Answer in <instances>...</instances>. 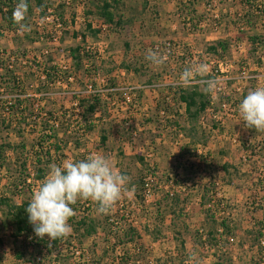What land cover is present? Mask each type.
<instances>
[{
	"label": "rangeland",
	"instance_id": "374dc122",
	"mask_svg": "<svg viewBox=\"0 0 264 264\" xmlns=\"http://www.w3.org/2000/svg\"><path fill=\"white\" fill-rule=\"evenodd\" d=\"M108 1L113 23L98 14L101 0H41V7L29 0L32 31L0 36V56L23 81L21 91L0 88V196L20 203L39 188L41 181H23L17 160L22 154L33 173L42 128L32 123L30 131L25 119L39 122L51 113L56 137L43 144L52 156L46 174L52 164L101 154L127 177L121 198L107 214L79 200L72 206L76 220H94L96 232L83 238L71 229L73 242L52 244L37 263L26 258L39 249L12 236L0 213V264H264V131L246 127L238 111L249 91L264 87V0ZM51 13L62 16V33L42 20ZM252 35L260 37L255 45ZM217 40L228 42L226 51L209 49ZM166 41L176 50L162 64L146 59ZM75 47L89 54L76 61L69 52ZM50 66L60 77L46 76ZM129 73L140 80L133 83ZM192 90L210 100L196 120L179 98ZM94 95L98 107L87 113ZM53 142H61L60 151ZM129 225L139 235L127 243Z\"/></svg>",
	"mask_w": 264,
	"mask_h": 264
},
{
	"label": "trees",
	"instance_id": "16d2710c",
	"mask_svg": "<svg viewBox=\"0 0 264 264\" xmlns=\"http://www.w3.org/2000/svg\"><path fill=\"white\" fill-rule=\"evenodd\" d=\"M29 0H27L28 3ZM36 2V6L41 7V0H34ZM114 1V0H113ZM19 0H0V36L8 31H11V33H16V35H19L20 32H24V33H29L31 32V28H30V22L28 17H27V13H28V9H27V13L25 15V19L22 21V23L26 26L24 29H22L20 27V25H18L14 19H13V12L18 4ZM29 8V7H28ZM30 10V9H29ZM99 15H101L104 18L105 23H113V19H114V12L112 11V5L108 0H101V4L99 7ZM62 18V16H60ZM28 21L30 23H28ZM119 18L118 20L115 22V24H119ZM87 27L90 28V24L87 23ZM249 41L255 45L257 44V42L259 41L260 37L259 35H252L249 38ZM262 42V41H260ZM263 43V42H262ZM228 48V42L225 40H217L215 42V44L213 46H211L209 49L216 53L217 51H226ZM70 52V56L74 59V60H81V56L85 55V54H89V52L87 50L84 51V49H82L81 47H75V48H70L69 50ZM44 55V51L42 52ZM45 53H48V50H45ZM23 55L25 56V54L23 53ZM12 58V57H9ZM49 60L52 61V57L49 55ZM15 64L10 62V59H6L4 58L3 55L0 56V88L2 87V85L4 84L5 88L8 91H11L12 89L18 88V90H22L21 86L23 85V81L20 78L19 75H17V71L14 67ZM46 71V72H45ZM44 73L46 74L47 77H50L51 75H54L56 77H60V70L58 68H56V66H50V68H48L47 70H45ZM54 73V74H53ZM69 80L71 79L70 74H68V76H66ZM65 79L68 80V79ZM12 80V81H11ZM61 81V80H58ZM41 84H44V81H41ZM14 97V96H13ZM180 100L182 102L185 103V112L187 114V116L189 117L190 120L192 119H197L198 116L210 105V100L208 97H206L203 93L201 92H197L196 90H192L191 92H184V94L180 95ZM16 98H14L15 100ZM1 101V98H0ZM21 100H19L17 103H21ZM6 103V102H5ZM87 104V113H92L95 111V109H97L98 104H99V100H98V96L94 95L90 100L86 101ZM10 109H16L17 107H15L13 104L10 103ZM85 107V106H84ZM17 109H22V107L17 108ZM26 108H23V110ZM34 109V108H33ZM86 111V110H85ZM29 113L32 114V110L29 109ZM29 114V115H30ZM51 113H49L48 117H45L43 119V121H39V122H30V120L23 118V121L25 119L26 122V126H30L32 128V123L35 124L33 126H39L42 129L41 132L38 133V142H37V147L36 149L37 152L31 153L32 158H34V163H33V173L31 174V172L27 171L28 168L27 167V162L26 159L24 157H22V154L20 156V158L17 160L18 161V167L20 168L19 171V175L23 176V181H27V179L32 178V180L34 181H42L44 180V178L46 177V166L47 163L51 161L52 156L49 153V147L45 148V146L43 145L46 140L48 138L50 139H54L56 137V132L54 131L56 128L55 127V121L53 122V124H51ZM38 117H40V114H37ZM31 117V116H30ZM52 119V118H51ZM55 120V118H54ZM1 121V120H0ZM2 123L4 121H1ZM17 123H21V122H17ZM16 124V122H15ZM17 125V124H16ZM15 125V127H16ZM19 125V124H18ZM21 127H18V131L21 130L23 131V129H20ZM92 125L89 124L87 125V127L85 128L87 129H91ZM30 131H33V128L30 129ZM21 133V132H20ZM105 137L102 136V140H104ZM24 139L22 138V140L20 141V144H18V146H20L21 148L24 147ZM61 142L55 143L53 142L52 145L54 147V149L56 151H60L61 150ZM14 146H10V144H8L7 148H13ZM4 143H0V167H2L3 163H4ZM32 151V150H31ZM45 159V160H44ZM145 182H141V187L142 190H145ZM16 187V186H15ZM173 195H171L172 197ZM172 199V198H171ZM30 200H24L20 203H15L13 202L11 197L8 196H0V213L2 215V225L4 228L9 229V228H13V232H12V236H14L15 238H22V243L24 245H26L27 247L31 246L34 248H38L39 251H37L38 254H33L31 256V258H26V262L29 263H34V262H40L43 259H45V257L48 256L49 253H51V246L52 244H54L55 246H59L63 241L67 240L68 244L73 242V238H74V234L76 233L77 235H80L81 237H87L92 235L93 233L96 232V228H97V222L95 223L94 220L89 219L87 216H82L80 219L76 220V217L73 216L69 219V224L71 225V229L72 232L69 234L66 238H62V239H57L54 241H51L49 243V245L47 244V239L44 237L43 239L37 237L34 233L33 230V225L29 223L28 220V213L26 212V207L28 206ZM172 207V212H174V206L173 204H169ZM109 219V218H108ZM218 226H220V229L222 228V231L224 233H227L229 231L228 229V225L226 224V222L224 220H221L218 224ZM127 230H125V237L127 239V243L130 242H134V240H137V236L139 235L138 232L136 231V229L134 228V226L129 225L128 228H126ZM218 231V228L217 230ZM181 241V244H183V241ZM182 246V245H181ZM53 247V246H52ZM43 250V252H41V250ZM81 256V255H79ZM16 257L19 259H23L24 258V252H16ZM39 258V259H38ZM2 260V257L0 255V262Z\"/></svg>",
	"mask_w": 264,
	"mask_h": 264
},
{
	"label": "clouds",
	"instance_id": "9594fccd",
	"mask_svg": "<svg viewBox=\"0 0 264 264\" xmlns=\"http://www.w3.org/2000/svg\"><path fill=\"white\" fill-rule=\"evenodd\" d=\"M27 9V0H19L13 12L14 21L22 29L26 27L22 21ZM146 59L155 65L164 62L154 51H149ZM183 79L187 82V70ZM238 111L246 127L264 131V87L249 91L240 101ZM126 183L127 177L116 170L110 158L101 154L52 164L25 209L29 223L41 239L45 236L50 241L66 238L71 232L69 219L75 214L73 205L79 200H90L97 205L98 213L107 214L121 198Z\"/></svg>",
	"mask_w": 264,
	"mask_h": 264
},
{
	"label": "built area",
	"instance_id": "2783aa9c",
	"mask_svg": "<svg viewBox=\"0 0 264 264\" xmlns=\"http://www.w3.org/2000/svg\"><path fill=\"white\" fill-rule=\"evenodd\" d=\"M43 21L49 22L51 25L53 24L54 30L58 33H62L64 30V21L60 17V14H50V16L42 17ZM40 22H38L39 24ZM57 37L52 34V40H55ZM153 50L156 53H161L163 59H166L170 54L174 53V50H176L175 44L171 41L166 42H160L153 45ZM128 90L131 89V87H127ZM110 90V89H107ZM112 90V89H111ZM230 240H232L230 238ZM39 259V258H38Z\"/></svg>",
	"mask_w": 264,
	"mask_h": 264
},
{
	"label": "crops",
	"instance_id": "0c3cea01",
	"mask_svg": "<svg viewBox=\"0 0 264 264\" xmlns=\"http://www.w3.org/2000/svg\"><path fill=\"white\" fill-rule=\"evenodd\" d=\"M141 20H142V19H141ZM142 21H143V20H142ZM155 21H156V20H155ZM155 25H156V24H155ZM154 28H155V27H154ZM121 74H123V72H121ZM137 75H138V74H135V73H134V76H131V74L129 73V74H128V77L132 78V82H133V83H136V81H139V80H140V78H138ZM141 83H144V81H141ZM139 88H142V87H139ZM142 90H143V89H142ZM153 92H154V91L150 92V94H151V95L153 94V97H154V93H153ZM143 93H145V94L147 93L146 89L143 90ZM143 93H142V94H143ZM180 101H181V100H180ZM181 103L184 105V110H185V103L182 102V101H181ZM196 217L199 218V219H202V216H201L200 214H199V215H196ZM199 231H201V230H199Z\"/></svg>",
	"mask_w": 264,
	"mask_h": 264
}]
</instances>
